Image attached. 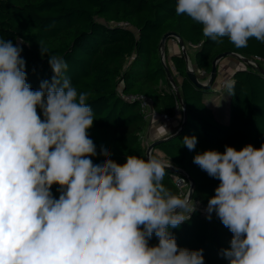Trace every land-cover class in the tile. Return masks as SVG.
Wrapping results in <instances>:
<instances>
[{
    "label": "clouds",
    "instance_id": "clouds-1",
    "mask_svg": "<svg viewBox=\"0 0 264 264\" xmlns=\"http://www.w3.org/2000/svg\"><path fill=\"white\" fill-rule=\"evenodd\" d=\"M176 14L216 43L264 42V0H177ZM23 43L0 37V264H204L203 249L179 247L170 231L196 211L191 195L162 183L171 162L149 154L119 164L102 146L104 159L94 164L89 93H78L66 61L42 45L53 76L33 90ZM224 87L234 95V81ZM182 144L194 150L197 138ZM193 163L220 181L205 211L233 234L224 258L264 264V143L206 150ZM153 234L158 244L150 246Z\"/></svg>",
    "mask_w": 264,
    "mask_h": 264
},
{
    "label": "trees",
    "instance_id": "trees-1",
    "mask_svg": "<svg viewBox=\"0 0 264 264\" xmlns=\"http://www.w3.org/2000/svg\"><path fill=\"white\" fill-rule=\"evenodd\" d=\"M176 5L177 0H0V37L14 44L24 41L21 57L26 61L31 88L39 90L41 81H50L53 76L48 56L41 55L42 45L66 61L65 75L78 93H89L87 103L95 120L88 135L98 153L92 157L94 164L104 159L99 155L102 146L119 164L129 155L147 159L150 144H144L142 136L149 121L140 104L127 101L126 96L145 94L153 99L157 112L175 116L178 107L183 114L162 61L160 42L166 33H177L186 48L194 49V67L202 81L208 80L219 54L233 52L249 61L257 56L264 59V42L253 37L247 47L237 48L225 36L217 38L222 43H216L203 35L202 25L186 15L178 16ZM168 42L165 64L185 103L187 119L183 131L165 137L151 155L158 156L159 151L163 162H171L193 178V201L206 209L220 181L193 163V158L206 150L223 152L226 145L240 150L247 144L259 148L264 143V65L245 64L234 71L230 79L234 81V95L223 85L218 87L225 90L222 97L210 100L213 87L205 90L195 86L182 52L170 55ZM221 99L222 106L218 102ZM186 136L197 138L194 150L183 146ZM177 175L166 169L162 183L180 196L174 182ZM58 188L55 184L51 188L57 199ZM170 231L179 247L203 249L204 264H229L222 250L230 248L233 234L215 213L209 220L196 208L189 220ZM156 244L158 238L153 234L149 245Z\"/></svg>",
    "mask_w": 264,
    "mask_h": 264
},
{
    "label": "water",
    "instance_id": "water-1",
    "mask_svg": "<svg viewBox=\"0 0 264 264\" xmlns=\"http://www.w3.org/2000/svg\"><path fill=\"white\" fill-rule=\"evenodd\" d=\"M168 40L176 41V43L178 44V46L180 48V51L182 52L183 56L185 57V59L187 61V66H188L187 74H188L189 79L191 80V82L195 86H197L198 88H201V89L208 90V89H211L212 87H214L215 81H216L217 75H218V67L220 65V61H222L223 59H225L227 57H234V58H237V59L241 60L244 64H247V65H251V64H250L248 59L243 58L242 56H240L237 53L226 52V53L219 54L213 61L211 74L208 77V80H206V82H203L202 81V76L201 75L199 76L198 73L195 71L194 68H192V66L190 64L189 54H188V51H187V48H186V45H185V42H184L183 38L181 36H179L175 32L166 33L161 39L160 49H161L162 61H163L164 66H165L167 77H168V79H169V81H170V83H171V85L173 87V90L175 91V93H176V95H177V97L179 99V102H180V105H181V108H182V112H183L182 122H181L178 130L176 131V134H178L181 131H183V129H184V124H185L186 119H187V113H186V106H185V103H184V101H183V99H182V97L180 95L178 86H177L176 82L174 81L173 76H172L168 66L165 64L164 50H165V47L167 45ZM261 72L264 73V70H261ZM163 140H165V138L157 140V141L151 143L148 146L147 151H146V157L147 158H148L149 154H151L152 151L154 150L155 145L158 144L159 142L163 141ZM167 170L179 173V174L185 176L189 180L190 187H189V189L187 191V196L191 195L190 198L193 200V191H194V186H195L194 179L191 178L184 170H182L180 168H177V167H175L173 165H172L171 168H168Z\"/></svg>",
    "mask_w": 264,
    "mask_h": 264
},
{
    "label": "crops",
    "instance_id": "crops-1",
    "mask_svg": "<svg viewBox=\"0 0 264 264\" xmlns=\"http://www.w3.org/2000/svg\"><path fill=\"white\" fill-rule=\"evenodd\" d=\"M187 51L188 53H190V49L187 48ZM169 52L170 55L178 54L180 52V48L178 47V44L169 48ZM194 52L195 51H193V53ZM189 61L190 64L194 66V60L191 61L189 59ZM244 65L245 64L241 60L234 57H227L223 59L219 65V76L216 81L217 87H222L220 83L222 81L230 80L233 72L238 69L244 68ZM182 119H183V114L180 113L179 115L173 118L172 122L168 124L167 127H165L159 121L158 118L152 117L151 119L148 120L149 121L148 128L143 134V143L149 145L157 140L167 137L174 131H177L182 122ZM156 155H158L160 158L162 157V154L159 151H156Z\"/></svg>",
    "mask_w": 264,
    "mask_h": 264
},
{
    "label": "built area",
    "instance_id": "built-area-1",
    "mask_svg": "<svg viewBox=\"0 0 264 264\" xmlns=\"http://www.w3.org/2000/svg\"><path fill=\"white\" fill-rule=\"evenodd\" d=\"M124 26H129L128 23H124ZM250 64L254 67H257L258 63H262L264 65V59L262 57L257 56L255 58V61H249ZM225 81L223 82L224 85ZM127 101L129 102H138L140 104L141 112L145 119L149 120L152 117H156L159 119V121L163 124V126L167 127L168 124H170L173 120V118L181 113L179 108H176L175 116H171L168 113H159L154 108V101L151 97L145 95V94H133L128 95L125 97ZM143 141V136H142ZM174 182L176 186L180 189V196L183 198L184 196H187V188L190 187L189 180L183 176V175H177L174 176ZM196 208L200 209L202 211L203 216H207V213L205 211V208L201 205L199 201L195 202Z\"/></svg>",
    "mask_w": 264,
    "mask_h": 264
},
{
    "label": "rangeland",
    "instance_id": "rangeland-1",
    "mask_svg": "<svg viewBox=\"0 0 264 264\" xmlns=\"http://www.w3.org/2000/svg\"><path fill=\"white\" fill-rule=\"evenodd\" d=\"M168 45H169V48H171L172 46H175V45H177V44H176L175 41L170 40V41L168 42ZM193 51H194L193 48H190L189 59H190L191 61L194 60V53H193ZM221 62H222V61H220V63H221ZM191 66H192V68L195 69V67H194L193 65H191ZM195 71H196V70H195ZM197 73H198L199 76L201 75L200 72L197 71ZM201 76H202V75H201ZM206 80H207V79H205L203 82H206ZM223 82H224V81H222V82L220 83V85L223 86ZM224 93H225V90L222 89L221 91H219L217 85L215 84L214 87H213V90H211L210 93H209V95H210V96H209V99L212 100L214 97H218V96H221V97H222V95H223ZM218 102H219L220 106L223 105V100H222V99L219 100ZM187 190H188V188H187Z\"/></svg>",
    "mask_w": 264,
    "mask_h": 264
}]
</instances>
